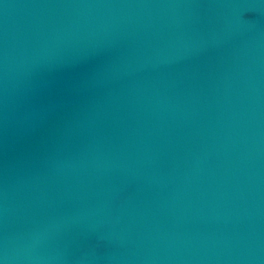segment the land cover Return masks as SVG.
I'll list each match as a JSON object with an SVG mask.
<instances>
[{
    "label": "water",
    "instance_id": "95a60500",
    "mask_svg": "<svg viewBox=\"0 0 264 264\" xmlns=\"http://www.w3.org/2000/svg\"><path fill=\"white\" fill-rule=\"evenodd\" d=\"M0 264H264V0H0Z\"/></svg>",
    "mask_w": 264,
    "mask_h": 264
}]
</instances>
